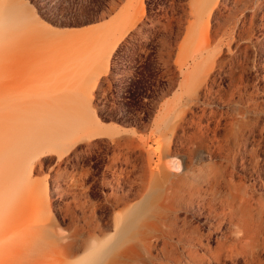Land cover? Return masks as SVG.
<instances>
[{
    "label": "rangeland",
    "instance_id": "1",
    "mask_svg": "<svg viewBox=\"0 0 264 264\" xmlns=\"http://www.w3.org/2000/svg\"><path fill=\"white\" fill-rule=\"evenodd\" d=\"M21 5L60 43L52 74L21 78V103L51 97L71 108L21 111V134L51 142L24 160L21 182L42 191L53 236L45 226L34 236L26 218L36 204L22 205L0 264H61L67 243L79 250L62 264L89 263L153 181L132 251L111 264H264V0L12 6ZM81 51L85 71L73 59Z\"/></svg>",
    "mask_w": 264,
    "mask_h": 264
},
{
    "label": "bare ground",
    "instance_id": "2",
    "mask_svg": "<svg viewBox=\"0 0 264 264\" xmlns=\"http://www.w3.org/2000/svg\"><path fill=\"white\" fill-rule=\"evenodd\" d=\"M13 1L4 0L2 3L4 5L0 6V245L3 247L8 245L11 229L21 225V206H32V202L36 206L31 212L32 216L28 220L26 218V223L28 222L29 228L33 231L32 234L38 235L39 227L45 226L46 232L53 236L51 233L53 222L44 211L42 191L35 189L31 181L21 182V164L25 159L29 160L44 152L51 142L44 136L43 140L38 141L39 137L32 129L21 134V111L33 109L37 110L36 114H68L65 108H71L66 103L68 101L64 99L55 101L51 97L42 101L31 99L21 103V78L36 75L42 79L46 74H52L56 70L52 63L55 58L52 49L58 48L60 43H57L54 35L43 30L41 23L30 9L22 5L15 8L12 6ZM50 6L44 11L54 12L53 4L51 3ZM199 11L203 12V10ZM30 23H34L33 29L37 31L21 37V30ZM42 49L48 50L47 54H51L52 59L49 62L47 54ZM21 53L24 54L23 59ZM73 59L80 61L79 69L85 71L90 66V58L86 52H79ZM74 73L81 75L80 70H75ZM70 76L71 73L65 72L60 76V80L69 79ZM50 88L51 86L47 87L45 91L47 94L52 91ZM51 133L54 135L56 131L51 128ZM24 137L28 138L26 144L23 143ZM61 147L64 149L65 143H62ZM152 183L151 194L147 196L148 201L140 202L135 212L133 209L130 210L117 228V237L104 249H93L91 260L86 264H111L117 262L121 255L132 251L136 237L132 232L145 224L146 218L143 219L141 216L147 212L149 205H154V195H151L159 189L157 182ZM42 218H46L47 222L40 220ZM78 250L79 247L70 243L58 246L60 263L75 256ZM189 254L193 255L191 252Z\"/></svg>",
    "mask_w": 264,
    "mask_h": 264
}]
</instances>
